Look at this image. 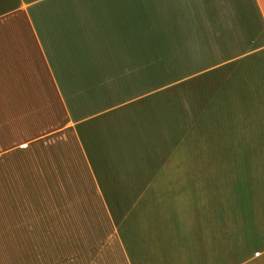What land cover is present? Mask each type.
Wrapping results in <instances>:
<instances>
[{"label": "crops", "instance_id": "obj_1", "mask_svg": "<svg viewBox=\"0 0 264 264\" xmlns=\"http://www.w3.org/2000/svg\"><path fill=\"white\" fill-rule=\"evenodd\" d=\"M244 159L264 0H0L3 264H264V170L207 192Z\"/></svg>", "mask_w": 264, "mask_h": 264}, {"label": "rangeland", "instance_id": "obj_2", "mask_svg": "<svg viewBox=\"0 0 264 264\" xmlns=\"http://www.w3.org/2000/svg\"><path fill=\"white\" fill-rule=\"evenodd\" d=\"M212 163V165H209V161H207V169H209L208 167H210L211 169H214L216 172V174H211L207 172V177H206V183H207V192H215L216 187H212L211 184H217L219 183V185H223L224 187L225 185L228 187H230L231 191H232V196L233 198H237V195L240 199L244 198L242 196L241 193V186H246L247 184H249L251 181L249 180V175H251V173L256 172L257 170H264V160H249V159H244V161L241 160H237V161H233V164H222L220 166V163L224 162L227 164V162L229 163L230 161H210ZM214 163H219V164H214ZM253 164V166H252ZM237 165V168H236ZM261 165V167H260ZM231 167L233 168L234 174L230 175L229 172L226 170L231 169ZM220 168V172L219 174H217L218 169ZM236 168V170H235ZM261 168V169H260ZM210 171V170H207ZM213 175V176H212ZM216 175V176H215ZM233 176V177H232ZM183 194V193H182ZM203 194V193H201ZM210 195H214L213 193H210ZM199 198H203V197H199ZM3 260L4 259H10L9 256H3L2 257ZM0 264L2 263V259L0 256ZM4 264H11V262H6Z\"/></svg>", "mask_w": 264, "mask_h": 264}]
</instances>
